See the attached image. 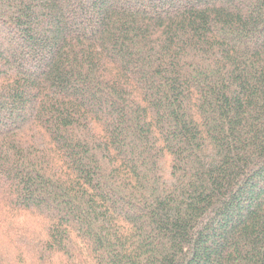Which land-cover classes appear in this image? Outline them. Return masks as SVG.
Returning a JSON list of instances; mask_svg holds the SVG:
<instances>
[{
	"label": "trees",
	"instance_id": "trees-1",
	"mask_svg": "<svg viewBox=\"0 0 264 264\" xmlns=\"http://www.w3.org/2000/svg\"><path fill=\"white\" fill-rule=\"evenodd\" d=\"M0 264H264V0H0Z\"/></svg>",
	"mask_w": 264,
	"mask_h": 264
}]
</instances>
